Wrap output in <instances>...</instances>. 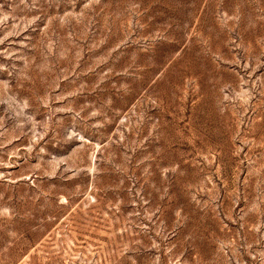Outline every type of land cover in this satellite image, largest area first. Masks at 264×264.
Returning <instances> with one entry per match:
<instances>
[{"label": "rangeland", "instance_id": "374dc122", "mask_svg": "<svg viewBox=\"0 0 264 264\" xmlns=\"http://www.w3.org/2000/svg\"><path fill=\"white\" fill-rule=\"evenodd\" d=\"M0 264H264V0H0Z\"/></svg>", "mask_w": 264, "mask_h": 264}]
</instances>
